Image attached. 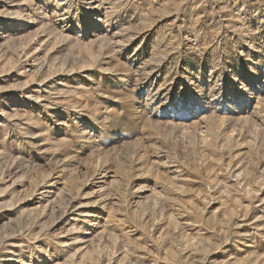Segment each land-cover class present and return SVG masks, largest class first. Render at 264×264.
<instances>
[{
    "label": "rangeland",
    "instance_id": "374dc122",
    "mask_svg": "<svg viewBox=\"0 0 264 264\" xmlns=\"http://www.w3.org/2000/svg\"><path fill=\"white\" fill-rule=\"evenodd\" d=\"M0 264H264V0H0Z\"/></svg>",
    "mask_w": 264,
    "mask_h": 264
}]
</instances>
